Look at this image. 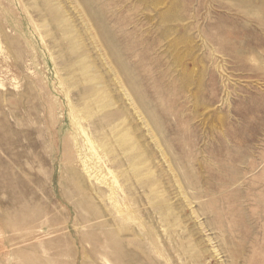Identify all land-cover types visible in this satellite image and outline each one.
<instances>
[{"label": "rangeland", "instance_id": "1", "mask_svg": "<svg viewBox=\"0 0 264 264\" xmlns=\"http://www.w3.org/2000/svg\"><path fill=\"white\" fill-rule=\"evenodd\" d=\"M0 264H264V0H0Z\"/></svg>", "mask_w": 264, "mask_h": 264}, {"label": "bare ground", "instance_id": "2", "mask_svg": "<svg viewBox=\"0 0 264 264\" xmlns=\"http://www.w3.org/2000/svg\"><path fill=\"white\" fill-rule=\"evenodd\" d=\"M79 129H80V134L82 137V139H81L82 147L88 148V150H89V153L85 155V159L83 158V160H82V166L84 168L83 171H86L87 175L90 178V176L93 175V173L95 172V170L97 168L99 171H102V164L105 162V158H104L105 153L103 152V150L99 149L100 148L99 146L94 145V142L92 141L91 137L87 134V132L83 128L79 127ZM93 169H95V170H93ZM113 190H115V188L113 186H111V187L109 186L110 193H112Z\"/></svg>", "mask_w": 264, "mask_h": 264}]
</instances>
